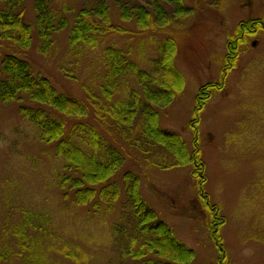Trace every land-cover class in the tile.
<instances>
[{"label":"rangeland","instance_id":"rangeland-1","mask_svg":"<svg viewBox=\"0 0 264 264\" xmlns=\"http://www.w3.org/2000/svg\"><path fill=\"white\" fill-rule=\"evenodd\" d=\"M97 1L53 0L54 7L66 15L69 26L55 36L49 56L39 52L35 27L29 50L21 52L7 44V53L28 60L35 74L49 79L58 93L83 100V86L87 81L94 86L91 79L95 77L94 82L100 86L102 79L98 75L102 70L84 60L73 71L68 64V37L76 13ZM137 1L149 9L152 26L160 27L151 29L164 32L142 33L134 21H121L119 7L110 0L115 27L127 33L106 37L96 55L108 45L131 47L132 58L147 69L151 68L149 61L158 57L162 44L169 38L175 40V66L185 78V88L162 110L160 126L180 134L190 151L195 148L199 91L212 81L222 84L225 75L224 89L213 93L207 106L201 109L198 141L206 166L204 188L211 204L219 207L224 218L220 235L228 261L264 264V29L248 38L236 66L228 74L224 71L228 42L240 23L252 19L261 21L264 28V0H184L193 10L182 18L174 14L176 5L163 4L170 20L162 26L154 11L157 0ZM26 9L27 21L33 24L31 3H27ZM5 53L2 49L0 58ZM67 70L72 71L69 74L74 81L67 76ZM142 129L141 124L135 128L130 137L132 144L139 142ZM100 131L113 138L108 131ZM113 139L111 142L125 157L124 166L114 179L122 188L116 217H120L119 208L126 206L123 176L132 172L140 179L141 193L148 206L174 229L181 242L195 251L191 264H220L208 227L211 216L192 178V167L167 168L175 159L162 148L149 151L143 140L139 144L141 149L131 148L124 138ZM162 166L166 169L161 170ZM60 167L55 144L40 142L36 128L19 113L18 103L0 102V235L8 225L6 221L15 222L13 217L21 207L46 210L53 213L59 227L71 231L72 234L61 233L76 248L82 264H142L125 259L130 235L112 232L110 223L117 220L110 216L84 220V210H64L68 203L62 200L55 184ZM120 223L125 225V221ZM73 233L85 235L83 239L73 238ZM138 249L134 247V251ZM147 258L158 261L153 256Z\"/></svg>","mask_w":264,"mask_h":264},{"label":"trees","instance_id":"trees-1","mask_svg":"<svg viewBox=\"0 0 264 264\" xmlns=\"http://www.w3.org/2000/svg\"><path fill=\"white\" fill-rule=\"evenodd\" d=\"M109 1L98 0L95 5L77 12L69 33L67 56L71 69L75 71L88 60L102 70L98 75L102 79L101 85L94 82L96 77L91 79L92 87L87 81L82 100L58 93L49 79L35 74L28 60L7 53V44L21 52L29 50L35 27L39 52L44 57L49 56L55 36L69 26L66 15L54 7L53 0H0V54L2 49L6 50L0 58V102L5 105L18 103L19 113L36 128L40 142L55 144L56 158L61 161L55 184L61 191L62 200L68 203L64 210H84V220L110 216L117 220L110 223L112 232L130 235V248L125 259L142 261V264H191L196 253L148 206L141 193L140 179L132 172L123 176L126 206L119 208L120 217H116L122 188L114 179L125 163L124 155L111 142L117 136L130 143L131 148L141 149V140L149 151L162 148L175 159L167 168L192 167V178L211 216L208 227L219 252V262L233 264L228 261L220 235L224 218L205 192L206 166L198 141L201 109L207 106L213 93L224 89L225 75L222 84L212 81L199 91L197 106L200 112L195 115L194 122L197 124L194 127L195 148L190 151L180 134L165 131L160 126L162 110L185 88V78L175 66V40L169 38L162 44L158 57L149 61L151 68L147 69L141 68L132 58L131 47L108 45L96 55L106 37L127 33L125 29L115 27ZM112 1L119 7L121 21H134L142 33L164 32L163 29H151L156 26H152L151 13L141 2ZM158 1L154 11L161 26L170 20L163 4L176 5L174 14L181 18L193 10L184 0H160L162 4ZM28 2L34 13L33 24L27 21ZM263 29L261 21L251 19L240 23L228 42L226 74L236 66L241 47L248 43V38ZM66 72L74 81L69 74L72 71ZM140 124L143 129L139 142L132 144L130 137ZM103 129L113 138L104 136L100 131ZM13 219L14 223L10 219L6 221L8 225L0 235V264H82L76 248L61 233L71 231L60 228L52 212L23 206ZM123 221L125 225L120 223ZM73 234V238L82 239L85 235ZM2 242H5L3 246ZM134 247L140 249L134 251ZM149 256L158 261L148 259Z\"/></svg>","mask_w":264,"mask_h":264}]
</instances>
